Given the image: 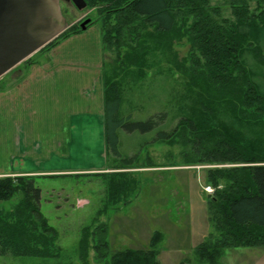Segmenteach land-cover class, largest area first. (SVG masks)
I'll use <instances>...</instances> for the list:
<instances>
[{
  "label": "rangeland",
  "instance_id": "1",
  "mask_svg": "<svg viewBox=\"0 0 264 264\" xmlns=\"http://www.w3.org/2000/svg\"><path fill=\"white\" fill-rule=\"evenodd\" d=\"M128 2L124 0V3ZM208 2L216 8L213 15L224 24L235 21L238 13L243 11L258 25L263 24L264 0ZM87 5L78 9L66 0H60L59 5L67 23L91 19L89 31L96 35L99 52L98 80L91 82L87 79L89 82H85L87 86L82 91L88 93L75 97L76 114L71 125L68 120H60L67 129L59 130L57 136L47 139L42 136L36 143L32 142L33 137L28 132L33 130L36 121L32 110L36 107L39 111L47 105L46 99H42L44 105L40 106L38 99L30 96L42 91L45 80L40 78L41 74L35 76L38 73L32 70L44 68L49 63H62L56 58L59 48L66 46L62 45L64 40L82 33V30L73 28L76 32L66 38H53L52 43V40L45 43L0 77V123L4 114L1 95L9 90L15 94L19 82L26 77L32 79L34 75L36 78L23 84V88H28L23 106L27 113L21 121L26 123L28 134L24 145L18 144L17 157L12 158L17 165L13 169L16 173L12 171L7 176L34 179V186L40 189L42 219L57 234L50 252L46 251V257L0 255V264H104L94 249L103 230L111 251L148 248L151 233L157 230L163 235L158 247L161 264H203L195 253L196 245L207 240L210 243L207 245L211 246L215 239H219V232L214 228L207 209V200L213 193H206L203 186L212 176L218 183L227 179L226 171L231 173L233 166L246 163L198 162L199 155L192 149V134L179 124L181 118L198 111L194 100L197 94L207 92L203 83L196 79L201 77L199 67L208 60L200 57V43L190 38L195 34L189 27L191 19L184 24L176 6L173 9L177 13L176 30L159 33L153 25L143 21V17L127 23L128 15L116 13L118 10L109 12L97 4ZM140 23L142 27L138 26ZM260 27L251 47L247 45L250 38L244 43V56H241L242 63L251 67L256 76L257 90L264 89V27ZM232 68L229 66V73L240 75ZM190 78L197 83L196 87L190 85ZM106 80L119 85L122 115L130 114L136 121L163 112L167 123L172 119L170 127L177 128L178 134L176 132L170 140L152 141V131H120V156L110 154L101 102L96 101L100 94L104 95ZM209 80L211 83L212 79ZM14 94H11L13 100L16 98ZM90 101L91 110H88L86 104ZM219 103L218 121L232 123L236 119L243 125L244 132L260 133L264 141L263 106L258 112L260 108L234 105L236 110L233 113L226 100ZM212 109L216 111L217 106ZM12 110L19 112L18 107ZM249 116L260 119L248 120ZM21 198L22 193L17 192L10 200L0 201V209L11 211ZM86 233H89L87 238ZM256 244L255 247L227 248L216 264H264V242Z\"/></svg>",
  "mask_w": 264,
  "mask_h": 264
},
{
  "label": "trees",
  "instance_id": "2",
  "mask_svg": "<svg viewBox=\"0 0 264 264\" xmlns=\"http://www.w3.org/2000/svg\"><path fill=\"white\" fill-rule=\"evenodd\" d=\"M87 1L91 5H101L104 11L118 10L115 12L128 15L127 23L132 19L136 22L138 17H143V21L153 25L159 33L176 30L177 13L173 10L176 6L175 10L182 14L184 24L187 19H191L189 27L195 34L190 38L200 43L202 46L200 57L208 60L199 67L201 77L196 78L203 83L207 95L197 94L194 100L198 110L195 112L198 114L194 112L191 116L181 118L179 124L192 134V149L194 154L199 155L198 162L246 163L233 166L231 173L226 171L227 179L219 183L213 176L206 180L207 184L215 187L212 196L210 194L211 197L207 200V209L211 214V222L215 224L214 228L219 232V239H215L211 246L207 245L210 244L206 242L207 240L202 241L194 250L199 262L216 264V260L227 248L255 247L258 245L256 243H263L264 141L260 133L255 135L244 132L243 125L236 122V119L233 120V124L224 120L218 121L220 118L218 107L221 100H226L233 113L236 110L233 108L234 105L241 107L249 105L256 107L255 110L260 108L258 112L264 108V89L257 90L256 76L251 67H247L241 60V56H244V53L242 54L244 43L250 38L251 41L247 45L251 47L252 41L260 33V26L264 27V18H261L263 24L258 25L243 11L238 13L235 21L224 24L213 15L216 8L210 6L208 0H129L128 3H124V0ZM177 1L179 3L176 4ZM74 31L73 28L63 30L53 40L64 39ZM229 66L240 75L234 76L232 72L229 73ZM209 78L212 79L211 83L208 81ZM189 83L193 87L197 86L191 78ZM119 89L116 82L106 80L103 91L104 129L110 154L120 156L118 151L120 131L126 133L152 131L154 132L152 141L170 140L175 136L177 128L171 129L172 119L170 118L167 123L166 114L163 112L159 113V116L153 114L145 120L136 121L131 119L130 114L122 115ZM213 106L214 108L217 106L216 111L212 109ZM249 118L248 120L257 121L260 119L251 116ZM33 181L32 177L0 178V201L10 200L17 192L22 193V198L11 211L0 209V255L46 257L48 255L46 251L53 245L57 234L47 225L46 220L42 219L39 206L40 189L34 186ZM88 234L86 233V238ZM162 238V233L155 230L151 233L148 248L111 251L106 231L103 230L94 249L104 264H161L158 259V247ZM79 242L81 245V241ZM83 242L87 244L86 241Z\"/></svg>",
  "mask_w": 264,
  "mask_h": 264
},
{
  "label": "crops",
  "instance_id": "3",
  "mask_svg": "<svg viewBox=\"0 0 264 264\" xmlns=\"http://www.w3.org/2000/svg\"><path fill=\"white\" fill-rule=\"evenodd\" d=\"M95 41L96 35L91 33L89 29L80 34H75L64 40L62 45L65 44L66 46L59 48V53H57L58 57L56 58L57 60L62 61V63H49L48 66H45L44 68L37 67L35 70H32L38 73L37 75L35 74V76L41 74L40 78L44 77L45 80L42 82L41 92L33 94L31 92L28 93H31V97L33 95V97L38 99L37 103L40 102V106H42V104L44 105L43 98L47 101V105L44 106L43 109L40 108V110L37 111L36 107H34L32 110V113L36 114V116L33 117V119L36 120L33 128H31L33 130L28 131L31 134V137H33L32 142L36 143L38 137L42 136H46V139L49 136H57L61 129H67V125L66 127H63L64 122H60L62 119L66 121L68 120L71 125V122L74 119L73 117H75L74 115L76 114L74 113L76 111L74 105L75 97L79 94L82 95V93H88L87 91H82L83 88L87 86L85 85V82H89L87 79L91 80V82L98 80L96 78L98 77L97 69L99 66V52L98 49H96L97 45L95 44ZM61 50L64 51L60 53ZM68 50L72 51L68 52ZM76 56H78L77 59ZM26 78L24 81H21V83L19 82L15 94L11 93L9 90L1 95L3 96L2 108L4 114L1 120L2 122L0 123V177L7 176L11 174L12 171L15 172V170H13L17 168V165L13 162V159L17 157L15 152L19 149V145H24L26 142L25 139H27V126L26 123L21 120L25 119L27 113L26 107L23 106L25 104L24 98H26V95L24 94L27 93L28 88H23V86L27 82L30 83L32 79L35 81L36 78H34V75L32 79ZM89 86L90 85L88 84V87ZM34 89H36V87L32 88L31 91H34ZM11 94L16 96L14 100L12 99ZM91 95L92 98L90 99L92 100L94 96L92 93ZM98 100L101 102L100 104L102 108L101 110H103L104 120V95L102 96V94H100L96 101ZM58 101L60 104L57 105ZM90 103L91 101L86 104L88 110H91ZM15 107H18L19 112L12 110V108L14 109ZM24 152L25 151H23V153ZM18 157L21 156L18 155Z\"/></svg>",
  "mask_w": 264,
  "mask_h": 264
},
{
  "label": "water",
  "instance_id": "4",
  "mask_svg": "<svg viewBox=\"0 0 264 264\" xmlns=\"http://www.w3.org/2000/svg\"><path fill=\"white\" fill-rule=\"evenodd\" d=\"M78 9L84 0H71ZM60 0H0V77L67 27Z\"/></svg>",
  "mask_w": 264,
  "mask_h": 264
},
{
  "label": "flooded vegetation",
  "instance_id": "5",
  "mask_svg": "<svg viewBox=\"0 0 264 264\" xmlns=\"http://www.w3.org/2000/svg\"><path fill=\"white\" fill-rule=\"evenodd\" d=\"M67 2H71L72 4H74L71 0H66ZM86 2V6L87 7L88 5L87 4H90L89 1L87 0H84ZM91 5V4H90ZM95 5V4H94ZM93 5V6H94ZM101 5H99L98 7H100ZM84 7V8H85ZM63 14V13H62ZM85 20V21H84ZM92 21L90 18H85L81 21H78V22H70V23H67V27L66 29H71V28H77L78 30H82V31H85L86 29H89L90 28V25H91ZM65 29V30H66Z\"/></svg>",
  "mask_w": 264,
  "mask_h": 264
},
{
  "label": "built area",
  "instance_id": "6",
  "mask_svg": "<svg viewBox=\"0 0 264 264\" xmlns=\"http://www.w3.org/2000/svg\"><path fill=\"white\" fill-rule=\"evenodd\" d=\"M203 187H204L203 189L206 193H213V191H214V187H212V185H210V184H207Z\"/></svg>",
  "mask_w": 264,
  "mask_h": 264
}]
</instances>
